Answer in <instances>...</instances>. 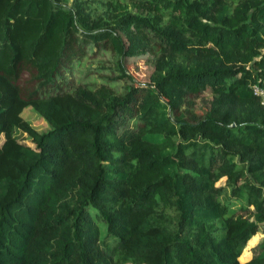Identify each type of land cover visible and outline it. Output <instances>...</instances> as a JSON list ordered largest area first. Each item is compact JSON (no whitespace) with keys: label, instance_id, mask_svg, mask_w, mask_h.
<instances>
[{"label":"trees","instance_id":"16d2710c","mask_svg":"<svg viewBox=\"0 0 264 264\" xmlns=\"http://www.w3.org/2000/svg\"><path fill=\"white\" fill-rule=\"evenodd\" d=\"M100 2L0 0V264H264V235L239 259L264 231V0ZM134 19L170 48L144 80Z\"/></svg>","mask_w":264,"mask_h":264},{"label":"rangeland","instance_id":"374dc122","mask_svg":"<svg viewBox=\"0 0 264 264\" xmlns=\"http://www.w3.org/2000/svg\"><path fill=\"white\" fill-rule=\"evenodd\" d=\"M74 1L75 0H65V3L67 5L72 6ZM76 1L82 3L84 10L92 12L93 14L101 13L103 11L102 9L104 8L100 0H76ZM143 21H144L143 19L142 20L134 19V20L128 21L127 23H125L122 29V31H125V33L127 34V36H129V38H130V35H133L135 38V47H133V53L135 54H133L134 56H130L128 58L127 63L129 67L132 69V71L142 80L147 79L149 71L152 68L151 66L153 65L152 62H154L157 57V56L150 55L151 52H149L148 50L149 46L151 47L154 43L156 44L157 42V45L160 47L161 46L160 41H161L163 45L162 50L165 53H167L170 50L169 44L166 41L161 40L160 38L156 40L157 37L159 36L155 37L153 35L155 34V32L152 30L150 25L146 23L145 21L144 23ZM263 51H264V48H263ZM83 63L85 64L86 67L92 65V62L90 61L89 58H85L83 60ZM75 81L80 82V79L76 77ZM85 82L95 85V84H99L100 81L97 79L90 78L88 80H85ZM211 97L212 95H210L209 91L207 90L203 91L201 95H198L197 101H195L196 106L193 108L197 111H200L203 101L210 100ZM231 105L234 108V117L237 118L240 111L245 107V105L238 100H235L234 102H232ZM190 109H192V106H190ZM23 116L31 123L33 127H35L39 131L46 130L49 127L47 121L41 115H39L32 107H27L23 111ZM122 122H123V125L125 123L126 126L123 127V129L121 130V133L125 140H131L132 138L135 137L133 128L131 126L134 124V119L131 118V119L125 120V118H123ZM15 135L22 141L33 145L32 141L30 140V137L26 133L16 130ZM225 199L226 198L224 197L222 198L223 201ZM110 217H112L111 221L114 223L116 221L115 215L112 214ZM98 223H99L100 232H101L100 234L101 242H103V240L105 242L110 241L112 235L108 233V231L114 230L113 225L104 224L101 221H98ZM263 235H264L263 227L260 226L259 230L256 233V236H253L247 242L244 248V251L240 256V260H243L252 255L253 246H255L258 242L261 241ZM124 264H132V263H124Z\"/></svg>","mask_w":264,"mask_h":264},{"label":"built area","instance_id":"2783aa9c","mask_svg":"<svg viewBox=\"0 0 264 264\" xmlns=\"http://www.w3.org/2000/svg\"><path fill=\"white\" fill-rule=\"evenodd\" d=\"M252 90L254 94L260 95V97L262 98V102H263L264 101V88L259 86L258 84H253Z\"/></svg>","mask_w":264,"mask_h":264},{"label":"crops","instance_id":"0c3cea01","mask_svg":"<svg viewBox=\"0 0 264 264\" xmlns=\"http://www.w3.org/2000/svg\"><path fill=\"white\" fill-rule=\"evenodd\" d=\"M244 251V250H243ZM243 253V252H242ZM241 256V255H240ZM240 256H239V259H240ZM250 257V256H249ZM249 257H247V258H249ZM247 258H245V259H243V260H241V261H244V260H246Z\"/></svg>","mask_w":264,"mask_h":264}]
</instances>
